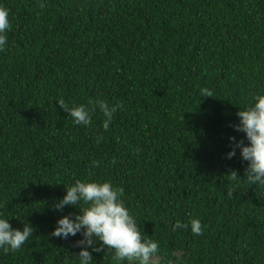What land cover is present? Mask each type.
I'll return each instance as SVG.
<instances>
[{
	"label": "trees",
	"instance_id": "1",
	"mask_svg": "<svg viewBox=\"0 0 264 264\" xmlns=\"http://www.w3.org/2000/svg\"><path fill=\"white\" fill-rule=\"evenodd\" d=\"M0 7L10 21L0 51V219L34 229L20 250L0 249V264H79L83 236L50 235L86 207L53 208L76 180L124 189L141 233L159 244L150 264H264V186L244 178L239 149L226 158L229 137L245 139L231 126L237 112L264 95V0ZM60 99L88 108L91 123L77 125ZM97 101L121 105L107 131ZM231 170L238 182L226 177ZM193 219L202 235L192 233ZM177 221L189 227L174 231ZM92 256L138 264L113 249Z\"/></svg>",
	"mask_w": 264,
	"mask_h": 264
},
{
	"label": "clouds",
	"instance_id": "2",
	"mask_svg": "<svg viewBox=\"0 0 264 264\" xmlns=\"http://www.w3.org/2000/svg\"><path fill=\"white\" fill-rule=\"evenodd\" d=\"M40 7L43 8L45 5L41 4ZM8 17V9L0 7V51L4 50L7 42L6 33L10 29ZM201 94L206 98H211L213 95L207 88L202 89ZM254 100L253 106L237 112L239 123L231 126L236 132L243 133L245 139L236 141L235 137H229L234 143L231 145L232 151L227 153L226 158H233L236 149H239L242 160L247 162L244 178L251 185L264 186V95H257ZM57 104L77 125L88 126L91 123L90 110L84 105L70 108L63 99ZM96 104L106 117L103 129L107 131L114 113L121 105L109 106L105 101H97ZM94 110L95 105L92 108V111ZM101 139L102 136L98 137L97 143H100ZM98 164L99 162H94V166ZM226 177L237 182L241 179L235 170H231ZM65 192L66 195L53 205L55 210L62 211L65 206L77 207L81 203L86 207L79 208L80 214L75 215L74 218L71 214L60 218L50 235L67 239L80 233L83 239L77 241L75 245L81 248L77 256L79 264H93L92 252L99 253L105 248L113 249L118 260L126 259L129 262L136 261L138 264H150L159 251V244L141 233L135 218L121 199L123 188H115L110 182L76 180L74 185L65 189ZM227 195L232 196L233 193L229 192ZM182 227L187 228L189 225L177 221L173 230ZM190 227L194 235L203 234V225L199 219L191 220ZM33 233L34 229L28 223L21 231L13 229L8 220L0 219V249H3L5 254L18 251Z\"/></svg>",
	"mask_w": 264,
	"mask_h": 264
},
{
	"label": "rangeland",
	"instance_id": "3",
	"mask_svg": "<svg viewBox=\"0 0 264 264\" xmlns=\"http://www.w3.org/2000/svg\"><path fill=\"white\" fill-rule=\"evenodd\" d=\"M151 262H153V260H151Z\"/></svg>",
	"mask_w": 264,
	"mask_h": 264
}]
</instances>
